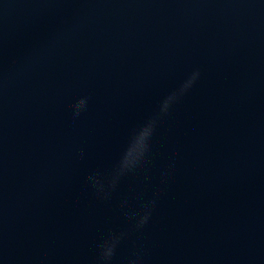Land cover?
Segmentation results:
<instances>
[{"label":"water","instance_id":"obj_1","mask_svg":"<svg viewBox=\"0 0 264 264\" xmlns=\"http://www.w3.org/2000/svg\"><path fill=\"white\" fill-rule=\"evenodd\" d=\"M121 233L112 264H264V0H0V264H101Z\"/></svg>","mask_w":264,"mask_h":264},{"label":"clouds","instance_id":"obj_2","mask_svg":"<svg viewBox=\"0 0 264 264\" xmlns=\"http://www.w3.org/2000/svg\"><path fill=\"white\" fill-rule=\"evenodd\" d=\"M199 75L200 73L198 70L193 72L188 80L162 101L159 112L135 130L128 148L113 173L110 185L108 186L110 189L114 190L116 188L121 177L128 173L135 172L143 165L151 152V140L160 119L169 114L172 106L194 85ZM88 99L87 97L81 98L73 105L74 119L78 118L81 112L87 109ZM169 175V172L163 173L162 180L166 181ZM88 182L96 188L98 194H103L105 198L109 195L108 189L97 175H90L88 177ZM156 203V199L148 201L144 204L142 213L131 214L132 218L135 220V227L137 230L144 228L149 223ZM126 205L127 201H125V206ZM123 238V233L119 235L110 234L101 242L99 245L101 264H112L116 256L117 247ZM128 264H143V252L141 250L134 252Z\"/></svg>","mask_w":264,"mask_h":264}]
</instances>
